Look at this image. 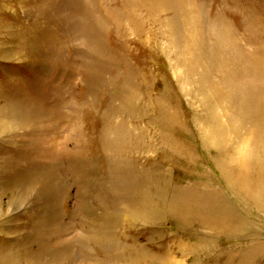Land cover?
<instances>
[{
	"label": "rangeland",
	"instance_id": "obj_1",
	"mask_svg": "<svg viewBox=\"0 0 264 264\" xmlns=\"http://www.w3.org/2000/svg\"><path fill=\"white\" fill-rule=\"evenodd\" d=\"M0 264H264V0H0Z\"/></svg>",
	"mask_w": 264,
	"mask_h": 264
},
{
	"label": "bare ground",
	"instance_id": "obj_2",
	"mask_svg": "<svg viewBox=\"0 0 264 264\" xmlns=\"http://www.w3.org/2000/svg\"><path fill=\"white\" fill-rule=\"evenodd\" d=\"M176 28H177V27H176ZM189 71H190V70H189ZM204 75H205V74H204ZM217 93H218V92H217ZM216 95H217V94H216ZM219 95H220V94H219ZM219 95H218V96H219ZM252 102H253V101H252ZM256 102H257V101H256ZM248 107H249V106H248ZM250 111H251V110H250ZM254 111H256V110L254 109ZM251 112H253V111H251ZM246 114H247V113H246ZM261 116H262V115H261ZM260 119H261V118H260Z\"/></svg>",
	"mask_w": 264,
	"mask_h": 264
}]
</instances>
